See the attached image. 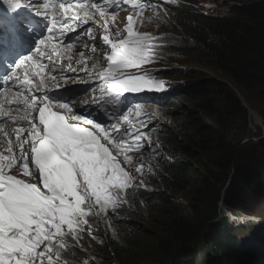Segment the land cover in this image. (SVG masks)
Segmentation results:
<instances>
[{
    "label": "snow or ice",
    "instance_id": "1",
    "mask_svg": "<svg viewBox=\"0 0 264 264\" xmlns=\"http://www.w3.org/2000/svg\"><path fill=\"white\" fill-rule=\"evenodd\" d=\"M5 3L11 9L31 6L43 27L31 52L10 64L6 75H0L6 86L0 88V144L6 142L4 151H0V264H61L62 252L70 246L69 237L79 241L85 226L92 236L89 217L110 211L115 214L126 202V190L133 187V178L117 157L123 154V164H132L128 153L140 147L144 136L139 130H128L123 133L128 139L117 142V138L122 135L120 121H128L132 111L124 94L161 90L163 85L146 72L141 74V66L152 60L155 38L134 27L151 0L147 4L123 0V4L139 11L136 19L128 15L123 29L117 27L112 33L110 22H115L114 13L121 0H104L103 5L99 0ZM109 7L112 14L106 10ZM89 21L107 33L99 37L106 46L103 59L107 66L96 72L95 65L91 70L69 65L68 71L85 72L89 81L96 72V86L84 90L86 98L77 105L74 100L79 93L72 94L70 87L63 88L64 94L47 88L49 75L53 81L61 77L55 71L42 70L49 64L62 68L58 57L70 51L73 44L69 42L67 48L59 44L69 32ZM22 31V25L0 26V52L21 46ZM93 31L91 26L86 29L95 53L101 45L95 43ZM80 56L85 53L81 51ZM45 57L48 63L42 62ZM63 78L67 84L70 78ZM77 107L84 111L76 114ZM124 108L127 111H122ZM34 112L38 116H33ZM101 113L105 118L98 122ZM7 121L16 125L27 122L30 127H14L9 132ZM140 123L147 127L145 121Z\"/></svg>",
    "mask_w": 264,
    "mask_h": 264
},
{
    "label": "trees",
    "instance_id": "2",
    "mask_svg": "<svg viewBox=\"0 0 264 264\" xmlns=\"http://www.w3.org/2000/svg\"><path fill=\"white\" fill-rule=\"evenodd\" d=\"M175 21L192 38L178 51L180 59L207 64L227 82L188 69L178 71L184 79L179 89L161 95L162 104L170 107L166 111L175 115L178 110L172 126L161 130L173 153L164 152L160 159L161 186L139 190L135 203L169 204L171 212L150 235L137 233L136 224L145 219L139 218L133 223L135 234H126L135 242L127 240L123 247L110 236L109 249L116 251L119 264H264V223L242 225L227 212L253 213V198H264V164L251 140L249 110L234 89L255 91L264 103V0H238L214 14L185 6ZM179 193L184 202L169 203ZM121 222L131 227L129 219ZM248 228L253 239H236V230ZM98 244H90L97 253L108 249ZM77 247L72 241L71 248ZM79 252L76 262L86 258Z\"/></svg>",
    "mask_w": 264,
    "mask_h": 264
},
{
    "label": "rangeland",
    "instance_id": "3",
    "mask_svg": "<svg viewBox=\"0 0 264 264\" xmlns=\"http://www.w3.org/2000/svg\"><path fill=\"white\" fill-rule=\"evenodd\" d=\"M140 1L143 3H147V0H140ZM165 1L167 2L171 1L170 2L171 4H183L184 2H187L190 0H187V1L185 0H165ZM237 1L238 0H198V2H202L201 7L205 10L204 12L212 13V14L221 13V12L226 11L230 5L235 4ZM167 6H168L167 4H164L161 2H156V1L151 2V4L147 6V9H144L145 16L144 17L141 16V18L137 20V24L134 25V27H136L139 31L146 32L155 38V45L153 46V49H152V60L150 62L156 66H162L164 62L169 61V58H176L177 56L175 54L169 53L170 50H174L177 48L175 46V42L178 46H180L185 41L184 37L178 31H176L175 28L172 27L173 16L170 15V12L166 8ZM131 13L134 19H136V13L135 12H131ZM116 23H121V21L120 22L118 21ZM168 36L170 37V40L165 41L164 39ZM158 42H162L163 44H157ZM188 63H189L188 61L181 58L180 60H178L177 63L173 64L172 68H168L162 73V75H164V78L162 80L156 77V75L158 74L156 75L150 74L153 80L163 81L162 89L153 90V91H144V92L138 93L136 95L139 96V98L144 96L145 99L141 98L142 100L138 102L135 101L132 103V105L134 106L132 107V111L134 113L133 115L134 121L139 119L140 122L145 121L147 123V127H143L140 122L136 124L137 130H139L144 136L143 140L145 141L141 142V144H144L146 147L143 150V146L140 145L139 148H134L133 150L129 151L128 154L132 157V160H135V162L132 164L133 166H128V167L124 166L123 168L125 169V171H131L132 170L131 168H134L137 165L148 164L149 168L147 170L141 171L140 176H138L137 180L144 177L143 183H147V178H146V176L148 175L147 171H150L149 183L151 182V180L155 181V183L153 184L154 186L153 188H155V186L158 184V181L160 180V171H161V168L157 160H155V158L160 157L162 153L164 154V152L167 155H169L170 153H173V149L169 148L162 140L161 138L162 132H160L159 134H156L154 131L155 127L160 128V127L166 126L168 123L166 119L162 118L163 113H159V112L156 113L154 111L158 110V108L161 107L160 106V104L162 103L161 95H163L165 91L174 87L177 82L179 83L182 80H184L181 73L176 72L175 70L178 69V66L187 68L186 66H190L188 65ZM190 67H193V66H190ZM188 69H193V68H188ZM203 70H207L206 72L212 71L211 73L212 74L214 73L215 76H217L220 79L225 78V75L222 72L216 69H213V68H209L207 64L203 67ZM80 82H83V79ZM234 89L236 90L238 96L241 98V101L247 106V107L246 106L244 107H246V109L249 110V116H250L249 128L253 134L251 137V140H254L255 143L257 144V146L255 147L258 150L256 157L258 158V160H260L264 164V124H263L264 122L263 120L264 103L259 99V95L255 91L242 92L240 89L239 90L236 88ZM137 112L139 113V116H137ZM177 112L178 110L174 109L175 116L177 115ZM252 112L258 115L260 122H257L255 120L256 118L255 114L252 115ZM171 114L172 116L169 119L173 121L177 117L174 116V114L172 113V110H171ZM127 131L128 130L124 132H127ZM131 131L135 132L133 130ZM124 132H122V135L117 138V142L128 139V137L123 135ZM155 135L159 136V139L162 140L164 144L159 139L154 140ZM149 143L150 145L147 146ZM151 149L155 150L153 153V158L152 156H150ZM149 156H150L149 160H146ZM168 200H169V203H172V204L175 203L176 200H178L179 203L184 202L180 193L177 194L173 198H169ZM154 205L156 208H152L151 206L142 207L140 204H136L134 202V205L130 207L131 213L133 216V217H129V220L131 222L135 221L137 218H143L145 216V219L142 222H140L139 224H136V226L139 227V229L135 228L137 229L136 230L137 233H143L144 235H150L151 233L152 234L155 233L156 231L155 227L157 225L158 220H162V219L164 220V217H167V216H163V215H166L171 212V210L169 209L170 208L169 204L167 205L154 204ZM250 208L253 209V213H249V214H246V212L243 213L242 208L235 210L236 213H232V214H230V211H227L226 209L225 210L228 212L230 216H232L231 218H235L236 221L240 223L242 221V217L245 218L246 215H250L251 218L253 219L257 218L256 222H252L253 220H251L252 225L254 223H257V224L258 223L260 224V222L264 223V198L262 197L253 198L252 205L249 206V209ZM100 215L96 216L98 219H100V223L97 225V229L99 228L100 230L98 229L99 231L96 232V230L92 229L91 238L93 237L96 238L97 235H99L100 237L103 236L104 238L103 234L105 233V231H108L110 232L111 235L113 234L112 235L113 239L123 240L122 242L124 243L121 244L123 247L128 246L125 244L127 240H129V245L135 242V241L131 242L132 239H134L133 237L126 235V234H129V229L131 228L130 226L124 227V225H121L120 223L121 228H119L117 224L116 226H114V223L111 224L109 222L108 223L109 228L105 230L101 226L103 225L102 218L105 217L107 213H101ZM234 224H239V223L236 222ZM85 232L88 234L87 226H85ZM251 232L252 231L249 228L247 231L240 229V230H236L234 235L236 239L241 240L242 238V240L245 239V241L248 242L250 238L253 239L255 236L254 234H252V237H251L250 235ZM77 242L79 243V245L80 244L82 246L85 245L84 242H82V239H79V241ZM118 243H121V242L119 241ZM85 246L89 248V245H85ZM91 253H95V251H90L86 253V258L83 256L81 260L84 258L85 260L90 258V260L92 261V264H114V262L110 258H105L107 256L106 254L97 255V254H91ZM98 258H101V259H98ZM149 260L152 261L151 257L149 258ZM79 263L84 264L82 261H79Z\"/></svg>",
    "mask_w": 264,
    "mask_h": 264
},
{
    "label": "bare ground",
    "instance_id": "4",
    "mask_svg": "<svg viewBox=\"0 0 264 264\" xmlns=\"http://www.w3.org/2000/svg\"><path fill=\"white\" fill-rule=\"evenodd\" d=\"M139 2H140V0H138ZM163 1V3L164 4H167L168 6L166 7L167 9H168V11L170 12V15L171 16H174V15H172L173 13L174 14H176L177 12H178V9L179 8H183V6H181V5H179V4H175V5H173V4H168V3H166L164 0H162ZM185 1H187V0H185ZM123 3V0H121V3H120V5H121V9H119L118 11H116L114 14H115V16H116V20H115V22H110V28H109V32L110 33H112L116 28H117V26L115 25V23L116 22H122V23H126L127 21H126V18H127V16L128 15H131L132 13L131 12H135V13H137L138 11H139V9H136V8H134L131 4H128V5H123L122 4ZM201 4H202V2H198V0H190V1H187L186 3H185V5L184 6H186V7H191V8H193V9H196L197 11H199V12H201V14L203 13V14H206L204 11V9L201 7ZM109 12V11H108ZM111 14V13H110ZM111 24H113V25H111ZM94 25L96 26V28H97V30H98V33L100 32V31H102V33L100 34V36L101 35H103V34H107V33H105L104 32V30L103 29H101V28H99L98 27V25L97 24H95L94 23ZM123 27L124 26H122L120 29H123ZM172 27L173 28H175L176 29V31H178L183 37H184V39H185V41H184V43H182L180 46H178L177 44H176V42H175V46L177 47L176 49H174V50H170V52L169 53H173V54H175L177 57L176 58H169V61L168 62H164L163 64H162V67H163V70L164 69H166V68H172L173 67V64L174 63H177L178 62V60H180V57H179V55H178V51L184 46V45H186L189 41H192V38H191V36L188 34V32H186V31H184V30H186V28L185 27H183L184 28V30H182V29H180L179 28V26L177 25V23H176V21H173L172 20ZM31 40H32V46H34V41L33 40H35V41H37L38 39H39V36L37 35V34H35V33H31ZM100 36H96L95 38V43L97 44V45H101V47L98 49V51L97 52H95V53H92V51L90 50V51H88L87 53H85V54H87V55H85L84 57H81L80 55H78L77 56V60H75V59H71V61H69V59L67 60L69 63H71V64H73V65H75L76 63L79 65V67H78V69H83V68H88L89 70H91L92 69V66L93 65H95L96 66V69L97 70H102V68L103 67H105V63H106V61L103 59V57H104V53H105V48H106V46H102V42L100 41V39H99V37ZM72 37H74L72 34H70V41H71V43L73 44V48H71V52L72 51H74V53H80L81 51H83L84 49H86V43H87V46L91 43L92 44V41H89V40H87V41H83V42H81V45L80 46H77L76 45V41H78V39L76 40V41H73L72 40ZM165 41H169L170 40V37L168 36V37H166L165 39H164ZM157 44H163L162 42H158ZM167 46V45H166ZM21 50H22V48H21ZM13 51V50H12ZM12 51H3L2 53H1V55H0V61L2 60V56L3 55H5L6 53H9V52H12ZM64 56H65V54H64ZM64 56H61L62 58H64ZM44 62L45 63H48V61H47V58L45 57L44 58ZM67 64V63H66ZM66 64H61V61L58 63V65H60V66H62V68L61 67H56V70H55V72H57L59 75H64V76H67V77H69L70 79L69 80H71L72 82H73V93L72 94H74L75 92H77V93H79V99H80V101L78 100L77 101V99L75 98V100H74V103H76L77 105H79L80 104V102L81 101H83L85 98H86V95H85V92H84V90H90L92 87H95L96 86V80H94V79H92V80H88V81H86L85 82V84H84V86H82V85H80L79 84V82L82 80V78H85V76H86V74H85V72H79V73H73V72H71V71H68V70H66L65 69V67H66ZM188 65H190V66H193V67H190V66H186L187 68H185V67H182V66H178V69L177 70H175L176 72H178V71H186L188 68H193L194 70H196V71H199V72H201V73H205L206 75H208V74H210V75H208V76H212V77H214L215 79H220V78H218L217 76H215V74L213 75L210 71L209 72H206L207 70H203V66H196V65H194L193 63H188ZM2 67H5V66H2L1 64H0V68H2ZM131 70V69H130ZM129 70V71H130ZM163 70H162V72L160 73V74H158V75H156V77H158L159 79H163L164 78V75H162V73H163ZM208 70H210V69H208ZM42 71H45V72H47V73H50L51 72V64H49V67L47 68V69H45V70H42ZM145 72L148 74L149 72L148 71H146L145 70ZM77 76L79 77V79H77ZM149 76H151L150 74H149ZM50 78H52L50 75L47 77V79H50ZM185 83H188V81H185ZM184 84V82L183 81H181V82H177L175 85L177 86V88L179 89L182 85ZM47 88H50L51 90L53 89V91H56V92H58V93H60V94H63L62 93V91H63V89H61V88H53V85H50L49 84V82H48V84H47ZM173 89H171V91H172ZM37 95H39V93H37ZM90 95H91V92L90 91H88L87 92V96H89L90 97ZM129 102V104L130 105H132V103L133 102H135V101H128ZM119 106V105H118ZM161 106V105H160ZM170 107H169V105H168V107H165V106H161V107H159L158 108V110H155L154 112H156V113H163V116H162V118H164V119H166V121L168 122L167 123V125L166 126H163V127H160V128H158V127H155V129H154V131H155V133L156 134H159L160 132H162L161 130H162V128H164V127H169L170 125L172 126V121L169 119L172 115L168 112V111H166L165 109H169ZM53 110H55V109H53ZM78 111H80V112H83L84 111V109H80L79 107H77L76 109H74V112L75 113H77ZM122 111H127V108H124ZM154 114V113H153ZM255 113L254 112H252V115H254ZM132 115H134V113H132ZM157 115V114H156ZM33 116H38V112H34L33 113ZM175 116V115H174ZM255 120L257 121V122H260V119H259V117H258V115L257 114H255ZM105 117L103 116V114L101 115V116H98V122L100 121V120H103ZM140 121H139V119H137V120H135L134 121V119H129L128 121H120V126H121V129H122V132H124V131H126V130H133V131H137V127H136V124H138ZM36 123H38V120L36 121ZM77 123H79V122H77ZM15 126V124H13L12 126H11V128H10V131L9 132H11V129L13 128ZM81 126H83V125H81ZM91 130V129H90ZM156 139H158L157 138V136L155 135V139L154 140H156ZM153 140V141H154ZM143 141H145V140H142L141 142H143ZM164 144V143H163ZM142 146H143V150H144V148L146 147L144 144H141ZM150 145V143L147 145V146H149ZM27 147V146H26ZM149 149H150V147H149ZM1 151V150H0ZM154 149H151V155L150 156H152V158H153V153H154ZM114 154V153H113ZM150 156L146 159V160H149V158H150ZM164 156V154L162 153L161 154V156L160 157H156L155 158V160H157V162H158V164H159V162H160V159H162V157ZM145 158V157H144ZM117 159H119V161H121V166L122 167H124V166H126V167H128V166H133L132 164L135 162V160H133V163L132 164H123V155H119L118 157H117ZM137 168H140L141 170L138 172L137 171ZM149 168V165L148 164H143V165H137L136 167H134V168H131L132 170L131 171H127L129 174H130V176L133 178L132 179V185H133V187H131V188H129V189H127L126 190V202H123V203H121V205H120V207H119V209L117 210V212L115 213V214H113L111 211L110 212H108L107 213V215H105V217H103L102 218V228L103 229H107V228H109V226H108V223L110 222L111 224L112 223H114V226H116V224L118 225V227L119 228H121V225H124V227L125 226H128V224H125V223H122L121 221L122 220H124V219H122V220H119L118 221V219H121L120 218V216L121 215H123V214H127V215H129V217H133L132 216V213H131V209H130V207L132 206V205H134V202H135V199H136V196H137V193L136 192H138L139 190H145V191H150V190H154V186H153V184L155 183V181H153V180H151V182L149 183V181H150V171H147V173H148V175L146 176V178H147V183H143V180H144V177H142L141 179H139V180H137V178H138V176H140V172L141 171H144V170H147ZM133 171V172H132ZM161 174H163L161 171H160V180H161ZM133 175H134V177H133ZM158 181V184L157 185H160L161 186V181ZM33 182H35V180H33ZM148 183H149V185H148ZM136 185H138V186H136ZM156 185V186H157ZM155 186V187H156ZM101 216V215H100ZM144 218H145V216H144ZM242 219H244V221H246V222H249V220L251 219V216L250 215H246L245 216V218L244 217H242ZM137 220H139V218H137L135 221H133V222H131L129 225H132L131 226V228L129 229V234L130 233H134L135 234V227L133 226V223H136V221ZM89 221H90V223L92 224V229L93 230H96V232L97 231H99L98 229H97V225L100 223V219H98L96 216H90L89 217ZM114 221H116V223L114 222ZM120 223H121V225H120ZM93 224H95V225H93ZM110 224V225H111ZM112 226V225H111ZM104 232V231H103ZM116 232V231H115ZM110 233V232H109ZM113 235V234H112ZM80 239H82V242H84V244L85 245H89V248L88 247H86L85 245H79L77 248H71L70 246H69V248L68 249H65V250H63V252H62V259H61V264L63 263V264H80L79 262H76V261H74V255L76 254V253H78L79 251H84L85 253H88V252H90V251H95V253H91V254H106L107 256L105 257V258H110L113 262H114V264H119V262H118V260L115 258V256H114V252H115V254H116V251H111V250H113V248H110V249H102L101 251H100V253H97V251L96 250H93L92 248H91V245H94V246H96V247H98L99 248V244L98 243H100V244H104V243H106V238L104 237L103 238V236H99V235H97V237L95 238V240H93V238H91V236H89L88 234H86L85 232L83 233V235L80 237ZM72 242V240L71 239H69V244ZM128 243V241H126V243L125 244H127ZM91 244V245H90ZM80 253V252H79ZM70 254H72V256H69ZM68 257H70V258H68ZM83 258V257H82ZM72 259V260H71ZM98 259H101V258H98ZM69 260L71 261V262H69ZM89 258L88 259H86L85 260V258L82 260V262L84 263V264H88L89 263Z\"/></svg>",
    "mask_w": 264,
    "mask_h": 264
},
{
    "label": "water",
    "instance_id": "5",
    "mask_svg": "<svg viewBox=\"0 0 264 264\" xmlns=\"http://www.w3.org/2000/svg\"><path fill=\"white\" fill-rule=\"evenodd\" d=\"M221 80H223L224 82H227V81H225L224 79H221ZM239 97V96H238ZM239 99L241 100V98L239 97ZM243 103V102H242ZM243 105L244 106H246L244 103H243ZM247 107V106H246ZM233 220H236L235 218H233Z\"/></svg>",
    "mask_w": 264,
    "mask_h": 264
}]
</instances>
